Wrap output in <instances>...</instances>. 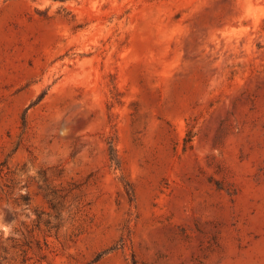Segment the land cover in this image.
<instances>
[{
    "label": "rangeland",
    "instance_id": "rangeland-1",
    "mask_svg": "<svg viewBox=\"0 0 264 264\" xmlns=\"http://www.w3.org/2000/svg\"><path fill=\"white\" fill-rule=\"evenodd\" d=\"M0 264H264V0H0Z\"/></svg>",
    "mask_w": 264,
    "mask_h": 264
}]
</instances>
